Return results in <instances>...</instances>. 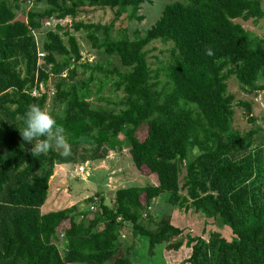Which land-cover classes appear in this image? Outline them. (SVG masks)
<instances>
[{
  "label": "trees",
  "instance_id": "16d2710c",
  "mask_svg": "<svg viewBox=\"0 0 264 264\" xmlns=\"http://www.w3.org/2000/svg\"><path fill=\"white\" fill-rule=\"evenodd\" d=\"M14 1L0 0V264H134L119 241L127 223L135 237L148 238L150 253L184 235V228L169 221L156 229L141 222L152 201L165 192L170 204L193 207L231 232V240L214 232L209 241L187 233L190 264H264V189L253 180L262 178L264 144L252 150L263 128L254 125L244 134L233 128L235 96L227 83L234 74L244 88L264 89L258 84L264 74V39L234 21L264 17L262 0L168 2L145 34L136 31L133 39L126 28L114 37L113 24L76 18L84 7H109L117 17L131 7L128 17L143 19L137 10L153 0H47L49 6L30 10L27 20L16 18ZM68 16L74 31H86L92 46L117 58L121 66L82 64L76 35L63 26V33H46L45 66H39L33 30L51 18ZM154 40L173 43L165 83L148 62L146 47ZM206 46L214 56L205 54ZM79 65L91 70L88 78L77 79ZM46 66L56 75L68 72L56 82L53 96L61 106L57 123L71 145L67 158L55 150L34 157L32 144L23 141L19 130L30 104L46 108L48 93L32 94L40 81L47 82ZM96 71L116 75L124 108L92 106ZM239 104L251 110L249 102ZM143 124L147 135L140 139L137 131ZM123 132L134 165L148 167L156 184L118 188L111 205L98 198L99 209L88 223L76 219L75 207L42 212L57 164L103 159L109 150L121 151ZM260 137L264 140V134ZM86 147L91 148L87 155ZM61 231L64 253L56 242ZM183 244L177 240L172 246L179 250Z\"/></svg>",
  "mask_w": 264,
  "mask_h": 264
},
{
  "label": "rangeland",
  "instance_id": "374dc122",
  "mask_svg": "<svg viewBox=\"0 0 264 264\" xmlns=\"http://www.w3.org/2000/svg\"><path fill=\"white\" fill-rule=\"evenodd\" d=\"M172 1L175 0H153L152 2L143 3L136 12L143 19L128 17V14L132 11L131 7L121 17H117L116 12L109 7H84L76 19L85 22L111 23L113 24L112 35L114 37H120L123 29L126 28L128 35L133 39L135 38L136 31L144 35L145 31L159 19L165 4ZM14 4L18 5L15 11L16 18L20 20H27L30 10H40L49 6L47 0H16ZM262 5L264 8V0H262ZM72 21L70 16L64 19L51 18L42 27L33 30L37 39L38 52L44 53L43 55L38 53L39 66H45L46 51L43 43L46 40V33L49 30L63 33L64 30L60 29L59 26L67 27L65 28L66 30L68 29L76 35L82 54V59L80 60L82 64H90L92 66L97 63L109 69L121 66L117 58L109 57L101 49L94 48L87 37L86 31H74L71 27ZM234 21L242 24L252 35L264 39V17L248 20L237 18ZM64 39L67 42L66 36H64ZM172 48V42L165 43L161 40H154L146 47L150 67L154 71H159V78L162 83H165L167 80L165 68L171 61ZM46 70L49 71V78L47 82L40 81L37 93L38 95L42 92L48 93L49 98L46 108L55 116L61 111V106L59 107L53 102V96L56 92L55 84L60 77H66L68 72L65 70L60 75H56L50 72V66H46ZM77 72V79L81 80L88 78L91 74V70L83 65L78 66ZM93 76L94 81L91 84L92 92L90 98L92 106L115 110L124 108L120 103L124 92L122 89H116V75L111 74L109 77H106L104 73L96 71ZM227 83L228 92L235 96L233 128L244 134L254 127V125H257L263 128L260 135L264 134V89L250 91V89L243 87L234 74L228 76ZM258 84L264 85V74L260 75ZM240 101L249 102L251 110L249 111L245 106L240 105ZM251 117L255 118V122L250 120ZM146 135L147 125L143 124L139 127L137 136L143 139ZM260 135H257V141L252 148L253 151H257L264 144V140ZM120 139L124 141L122 150H109L103 159H87L79 161L77 164H57L50 180L49 196L42 206V212L65 207H75L74 214L76 219L78 221L82 219L88 223L90 218L94 216L95 211L99 209V205L96 202L98 198H104L105 202L111 205L118 188L156 184L157 178L148 167L144 166L138 169L134 165L125 132L120 135ZM90 149V147H86L87 151L83 153L85 155L91 153L89 152ZM82 151L81 149L79 150V152ZM86 162L90 164V174L86 178H82L79 176L77 169L79 164ZM259 166L263 168V162H260ZM181 167L180 183L182 185L187 171L186 161H184ZM261 177L258 178L256 175L253 180L255 181V185L259 184L264 189V171ZM182 193L185 194L186 189H182ZM91 197L95 198V201H90L89 198ZM167 199V192L155 198L148 209V213L142 217L141 222L148 228L156 229L166 221H169L184 228V235L175 237L169 242L158 244L153 253H150L148 238L145 236L135 237L131 231L132 225L127 223L119 241L122 244L124 252H129L134 264H190L187 260L192 252V248L185 243L187 233L201 235L209 241L214 232H218L219 235L224 236L227 240H231L232 235L230 230L227 226L221 224L219 220L196 211L193 207L186 208L172 205ZM92 205L95 206V209H91ZM177 240H183L184 242L179 250H176L172 246ZM56 242L61 252L64 253L65 235L62 231L58 233ZM106 264H111V261L106 262Z\"/></svg>",
  "mask_w": 264,
  "mask_h": 264
},
{
  "label": "clouds",
  "instance_id": "9594fccd",
  "mask_svg": "<svg viewBox=\"0 0 264 264\" xmlns=\"http://www.w3.org/2000/svg\"><path fill=\"white\" fill-rule=\"evenodd\" d=\"M205 54L214 56L211 47H205ZM24 127L19 129L24 142L32 144L30 149L34 157L47 155L57 151L61 157L71 155V145L67 140L65 129L57 123V119L47 108L32 103L23 114Z\"/></svg>",
  "mask_w": 264,
  "mask_h": 264
},
{
  "label": "built area",
  "instance_id": "2783aa9c",
  "mask_svg": "<svg viewBox=\"0 0 264 264\" xmlns=\"http://www.w3.org/2000/svg\"><path fill=\"white\" fill-rule=\"evenodd\" d=\"M66 18H67V17H66ZM49 20H50V19H49ZM49 20H48V21H49ZM48 21H46V22H48ZM39 54H40V55H43L44 53L39 52ZM41 85H43V84H41ZM37 92H38V88H37V87H35V88L32 89V94H33V95H38ZM77 172H78V174H79L80 177H82V178H86V177L90 174V164H89V162H86V163H84V164H79V165H78ZM96 199H97V198H96ZM91 209H95V206L92 205V206H91Z\"/></svg>",
  "mask_w": 264,
  "mask_h": 264
},
{
  "label": "crops",
  "instance_id": "0c3cea01",
  "mask_svg": "<svg viewBox=\"0 0 264 264\" xmlns=\"http://www.w3.org/2000/svg\"><path fill=\"white\" fill-rule=\"evenodd\" d=\"M50 185H51V182H50Z\"/></svg>",
  "mask_w": 264,
  "mask_h": 264
}]
</instances>
